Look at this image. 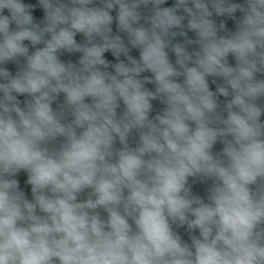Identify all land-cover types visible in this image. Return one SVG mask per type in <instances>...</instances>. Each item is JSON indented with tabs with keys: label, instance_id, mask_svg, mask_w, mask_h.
I'll list each match as a JSON object with an SVG mask.
<instances>
[{
	"label": "clouds",
	"instance_id": "1",
	"mask_svg": "<svg viewBox=\"0 0 264 264\" xmlns=\"http://www.w3.org/2000/svg\"><path fill=\"white\" fill-rule=\"evenodd\" d=\"M0 264H264V0H0Z\"/></svg>",
	"mask_w": 264,
	"mask_h": 264
}]
</instances>
